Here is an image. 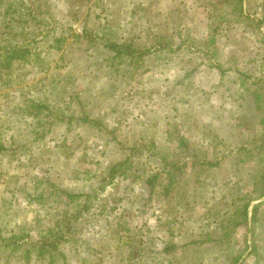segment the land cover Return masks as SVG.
<instances>
[{"label": "rangeland", "instance_id": "obj_1", "mask_svg": "<svg viewBox=\"0 0 264 264\" xmlns=\"http://www.w3.org/2000/svg\"><path fill=\"white\" fill-rule=\"evenodd\" d=\"M17 1L35 15L0 66V264H49L1 237L67 222L53 264H264V0Z\"/></svg>", "mask_w": 264, "mask_h": 264}, {"label": "trees", "instance_id": "obj_2", "mask_svg": "<svg viewBox=\"0 0 264 264\" xmlns=\"http://www.w3.org/2000/svg\"><path fill=\"white\" fill-rule=\"evenodd\" d=\"M2 10L4 18L9 22L5 23L6 27L1 31V35L3 37L2 39L4 41L0 45V66L9 68L11 67L12 63L23 60L29 52V48L21 41L24 40V36L29 33L27 32L28 30H26V25H28L29 18L34 19L35 14L28 3L17 0H8ZM7 34H11L13 37H8ZM13 39H16L14 44L11 43ZM104 46L118 57L123 55L133 57L136 51L135 48L129 43H119L110 40H106L104 42ZM143 53L144 52L140 51L138 56L141 57ZM0 149H2L1 145ZM151 184L152 183H150V186L152 187ZM72 226V222H67L65 223V228L63 230L59 229L56 231H48L45 236H42L38 243L35 241H26V243L24 242L25 240H22L23 236H18L15 234H10V236L7 237H1V239L3 241V245L5 247H9L10 251L23 250V245L28 244V248L22 251L24 255H29L31 249H33L36 251L35 254L37 258L48 255L49 264H53L55 253L58 252L57 249H59L60 245L64 241H67L66 232L70 231ZM169 249L170 246L169 248L165 247L163 250L168 252L170 251Z\"/></svg>", "mask_w": 264, "mask_h": 264}]
</instances>
